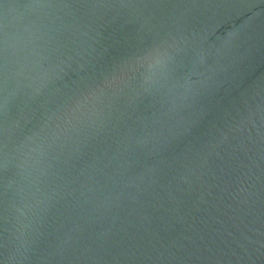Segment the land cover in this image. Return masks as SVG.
I'll list each match as a JSON object with an SVG mask.
<instances>
[{
  "label": "water",
  "instance_id": "1",
  "mask_svg": "<svg viewBox=\"0 0 264 264\" xmlns=\"http://www.w3.org/2000/svg\"><path fill=\"white\" fill-rule=\"evenodd\" d=\"M0 264H264V0H0Z\"/></svg>",
  "mask_w": 264,
  "mask_h": 264
}]
</instances>
